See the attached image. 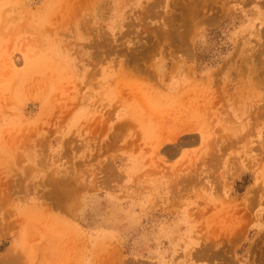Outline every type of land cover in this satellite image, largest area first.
I'll return each instance as SVG.
<instances>
[{
  "label": "rangeland",
  "instance_id": "rangeland-1",
  "mask_svg": "<svg viewBox=\"0 0 264 264\" xmlns=\"http://www.w3.org/2000/svg\"><path fill=\"white\" fill-rule=\"evenodd\" d=\"M195 262L264 264V0H0V264Z\"/></svg>",
  "mask_w": 264,
  "mask_h": 264
},
{
  "label": "crops",
  "instance_id": "crops-1",
  "mask_svg": "<svg viewBox=\"0 0 264 264\" xmlns=\"http://www.w3.org/2000/svg\"><path fill=\"white\" fill-rule=\"evenodd\" d=\"M200 246H202V245H199V247ZM193 264H205V263H203V262H195V263H193Z\"/></svg>",
  "mask_w": 264,
  "mask_h": 264
}]
</instances>
